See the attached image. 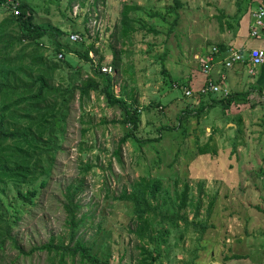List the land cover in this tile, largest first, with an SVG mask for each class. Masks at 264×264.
Instances as JSON below:
<instances>
[{
  "label": "rangeland",
  "instance_id": "374dc122",
  "mask_svg": "<svg viewBox=\"0 0 264 264\" xmlns=\"http://www.w3.org/2000/svg\"><path fill=\"white\" fill-rule=\"evenodd\" d=\"M20 1L29 2L38 19L71 29L69 22L64 20V14H69L68 0H58L59 3ZM173 1L99 0L96 3L85 0L84 5L76 2L72 8V17L81 14L78 18L81 26L88 17L86 25L92 37L98 32L95 46L99 53L91 51L90 56L95 62L104 58L102 69L113 75L117 94L125 86V96L130 101L134 99L141 112L137 136L150 140L141 146H136L131 139L121 143L129 127L120 122L124 112L117 106H108L103 96L95 92H91L83 106L76 96L52 175L37 198V206L24 214L15 229L25 251L51 237L69 241L64 193L67 185L83 180L82 211L91 215L79 235L92 246V253L101 262L141 264L142 243L131 231L136 226L132 205L119 197L123 189L129 190L132 182L151 175L161 176L171 191L188 183L194 199L201 198L198 219H208L209 225L203 234L200 227L197 230L189 227L182 240L176 239L181 231L178 229L171 236L169 254L164 253L153 264H236L245 258L253 263L264 260V104H259L260 108L257 104L251 106L249 93L233 101L230 107L216 103L199 114L197 109L188 110L186 112L190 113H184L182 125L178 126L182 110L200 97L197 95L199 85L194 83L200 84L205 79V56L218 46L221 26H226L227 20L233 21L228 14L235 13L233 9H237L239 2L242 11L249 7L252 12L256 11L264 0H181L184 6L177 9L179 18L170 30L173 15H169V23L162 24L158 16L151 17L148 12H165V6L172 5ZM127 2L142 6L140 10H132L131 15L137 17L136 24L144 28L133 35L131 43H122L110 35ZM46 6L49 12L45 11ZM221 9L226 14L221 13ZM2 16L0 13V19ZM152 26L161 33L148 31ZM109 42L123 49L119 69L112 64L113 51L108 47ZM149 43L155 45L150 47ZM163 53H166L164 67L170 77L162 74L163 64L158 56ZM69 56L77 69L80 68L82 77L93 73L90 62L72 54ZM258 68L262 66H255L254 71ZM249 74L245 71L247 77H251ZM171 81L179 83L171 87ZM179 84L192 85L195 95L184 98L187 88L184 90ZM262 93L261 96L264 91ZM219 96L217 93L216 97L221 100ZM193 107L189 105L190 109ZM237 115L242 118L235 120ZM162 125L175 129L160 132ZM210 136L213 137L210 145L216 153H199V145L206 143ZM157 137L162 138L157 140ZM87 164L89 169L84 170ZM213 196L215 202L208 216ZM188 216L193 218L191 208ZM100 220L103 226L97 231ZM238 255L241 257H236ZM58 259L59 255L46 251L19 254L9 246L0 264L14 261L15 264H59ZM79 259V256L66 255L67 264H94Z\"/></svg>",
  "mask_w": 264,
  "mask_h": 264
},
{
  "label": "trees",
  "instance_id": "16d2710c",
  "mask_svg": "<svg viewBox=\"0 0 264 264\" xmlns=\"http://www.w3.org/2000/svg\"><path fill=\"white\" fill-rule=\"evenodd\" d=\"M15 1L18 3L14 4ZM49 1L59 3L58 0ZM98 1L95 0L96 3ZM76 2H80L81 6L85 4V0H68L69 14H64V20L69 22L71 29H64L60 23L38 19L29 2L0 0V13L3 14L0 19V262L7 247L11 246L17 249L19 254L24 255L34 251L54 253L55 256L59 255V264H67L66 255L72 258L79 256L80 262L87 260L94 264H109L108 260L101 262L92 253V246L79 235L87 217L91 215L82 211L83 204L80 197L84 184L82 179L67 185L64 193L68 242H65L63 237H59L58 240L51 237L47 242L25 251L15 231L24 214L30 212L39 203L37 198L52 175L56 166V153L62 149L67 117L76 96L81 102L80 106H83L85 99L90 97L91 92H95L98 96H103L108 106H117L124 112L120 122L128 124L129 127L120 139L121 143L131 139L137 143L136 146H141L146 140H150L140 139L137 136L141 112L135 106V100L130 101L125 96V86L121 87V93L115 92L113 75L107 69H102L103 57L95 62L90 56L91 51L95 54L99 53V48L95 46L99 34L96 32L94 37L91 36V29L86 25L87 16L82 26L78 23L81 14L71 16ZM238 4L241 12L240 2ZM183 6L181 0H174L172 5L165 6V12L148 13L151 17L158 16L162 24L169 23V15H173V21L170 22L171 30L179 18L177 9ZM16 9H18L17 14ZM137 9H142V6L128 2L124 4L120 21L115 25L111 38L115 37L114 40L122 43L132 42L133 35L144 28V26L139 27L136 24L137 17L131 15V11L135 12ZM45 11L49 12L50 8L46 6ZM234 17L238 19L239 13ZM148 31L157 35L161 33V30L153 26ZM72 33L79 35L77 41L71 39ZM258 34L256 37L259 36ZM154 45L149 43L150 47ZM108 47L113 51L112 64L119 69L122 60L120 53L123 49H117L113 42H109ZM214 47L215 50L213 49L209 54L212 58L222 56L226 51L223 44ZM70 54L90 62L93 73L86 78L82 77L80 68L77 69L74 65ZM165 56L166 53H163L158 58L163 64L162 74L168 77L170 72L163 63ZM210 63L211 61L208 62L209 65ZM222 65L226 68L224 63ZM170 83L173 87L174 83L179 82ZM179 87L192 88L187 84H179ZM210 93H200L198 90L197 95H200L197 98L198 103H194V100L188 103L187 109L182 110L178 117V126L182 125L186 111L192 112L197 109L199 114L221 102L214 97L206 101L205 96L210 97ZM217 93L225 98L222 105L230 107L233 101L246 97L249 91H228L226 95L222 91ZM185 96L184 98L189 99L187 98L189 96L186 94ZM189 105L194 107L190 109ZM159 129L161 132L164 129L174 130L175 127L162 125ZM157 138L160 140L162 137ZM212 138L210 136L206 143L199 145V153L210 151L216 153V149L210 145ZM116 154H119V151ZM88 169L87 164L84 170ZM163 180L161 176H142L131 183L129 190L125 188L120 192L119 198L132 205L136 226L131 231L142 243L141 264H153L155 260L164 256V253L168 255L172 245L171 236L178 229L181 231L176 239L182 240L191 226L196 230L200 227L201 234L209 227L208 219H198L201 198L194 199L189 184L184 183L181 189L174 188L171 191L164 185ZM11 191L12 195H9ZM214 202L213 196L207 209L208 216L212 213ZM189 208L193 213L192 219L188 216ZM102 226L103 221L100 220L97 231H100ZM9 264H15V261Z\"/></svg>",
  "mask_w": 264,
  "mask_h": 264
},
{
  "label": "crops",
  "instance_id": "0c3cea01",
  "mask_svg": "<svg viewBox=\"0 0 264 264\" xmlns=\"http://www.w3.org/2000/svg\"><path fill=\"white\" fill-rule=\"evenodd\" d=\"M261 2V1H259ZM238 7L234 11L235 13L228 14L231 16V19L233 21L227 20L226 26L224 24L221 26L222 34H220L218 44H223L226 47V51L223 52L222 56H218L217 58H212L209 55L205 56V61L209 62L211 61V72L209 76L205 75V79L203 82L194 83L196 85H199L198 90H200L202 87L205 86L206 82H214L216 84H219V86L228 89L229 92L238 91V92H245L249 91L251 97H250V105H263L264 104V95L262 92L264 91V65H261L262 68L255 69L254 72H250L251 64L247 60L237 63L235 66L231 68H224L222 62L227 56L230 55L231 51H237L240 50L245 57H247V51L250 48L257 47L264 49V29L259 31V36H252L253 31V24H254V16L253 12L251 11V8L245 9L240 12L239 10V4L237 3ZM264 5L260 4L259 6ZM258 6V7H259ZM239 11V12H238ZM221 13H225L224 9H221ZM236 13H239V18L236 20L234 19ZM223 15V17H226V15ZM227 40V41H225ZM222 57V58H221ZM212 58V59H211ZM254 69V68H253ZM245 71L249 74L251 77H247L245 75ZM244 75V76H243ZM254 75L256 76V79H254ZM194 81V79H193ZM192 81V82H193ZM192 86V85H191ZM226 86V87H225ZM194 90V89H193ZM213 93V94H211ZM210 97L207 99L211 100L212 97L218 99L216 97V93L211 92ZM260 96V97H259ZM219 97L222 98L220 95ZM223 99H221V103L223 104ZM219 100V99H218ZM194 103H198V100H194ZM256 105V106H257ZM257 107H261V106ZM239 115L235 117V120H237ZM242 118V117H241ZM236 264H264V260H260L256 263L247 261V258L238 260V263Z\"/></svg>",
  "mask_w": 264,
  "mask_h": 264
},
{
  "label": "built area",
  "instance_id": "2783aa9c",
  "mask_svg": "<svg viewBox=\"0 0 264 264\" xmlns=\"http://www.w3.org/2000/svg\"><path fill=\"white\" fill-rule=\"evenodd\" d=\"M15 13H18V9L15 10ZM256 22L258 25H264V5L259 6L258 12L256 13ZM79 35L77 33H72L71 34V39L72 40H77ZM59 56H62V54H59ZM230 61L227 64H231L232 61L239 60L241 58L240 54L236 51H231L230 52ZM250 61L253 64H262L264 63V49H258L254 48L250 51ZM108 71V70H107ZM203 71L206 73V75H209L211 72V66L208 64L207 61L204 60V65H203ZM109 72V71H108ZM219 84L212 82H206L205 86L202 87L199 92L201 93H207V92H216L219 90ZM185 90V89H184ZM193 89H186L185 94L187 96H191L193 94Z\"/></svg>",
  "mask_w": 264,
  "mask_h": 264
},
{
  "label": "bare ground",
  "instance_id": "6f19581e",
  "mask_svg": "<svg viewBox=\"0 0 264 264\" xmlns=\"http://www.w3.org/2000/svg\"><path fill=\"white\" fill-rule=\"evenodd\" d=\"M258 8H259V7H258ZM258 8L256 9V11L253 12V16H254V24H253L252 36H256V35L259 33L260 29L264 28V25H258L257 22H256V20H257V18H256V13L258 12ZM254 48H257V47L250 48V49L247 51V57H245V55H243L242 52H241L240 50H237L236 52H238V53L240 54L241 58H240L239 60L232 61L230 65L227 64V63L230 61V59H231L230 56H227V57H226L222 62H220V63H224L225 66H226V68H231V67L235 66L237 63H241V62L247 60V61L250 62V64H251L250 72L252 73V72H254V69H253V68H255V66H258V65H264V63H262V64H253V63L250 61V51H251L252 49H254ZM258 49H261V48H258ZM214 50H215V49H214ZM210 66H211V65H210ZM219 91H222V93H223L224 95H226V94L228 93V89L223 88V87H221V86L219 87V90H217L216 92H219Z\"/></svg>",
  "mask_w": 264,
  "mask_h": 264
}]
</instances>
